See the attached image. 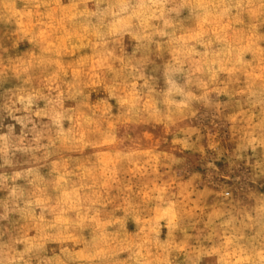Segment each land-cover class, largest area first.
I'll return each instance as SVG.
<instances>
[{"label":"rangeland","instance_id":"rangeland-1","mask_svg":"<svg viewBox=\"0 0 264 264\" xmlns=\"http://www.w3.org/2000/svg\"><path fill=\"white\" fill-rule=\"evenodd\" d=\"M0 264H264V0H0Z\"/></svg>","mask_w":264,"mask_h":264}]
</instances>
